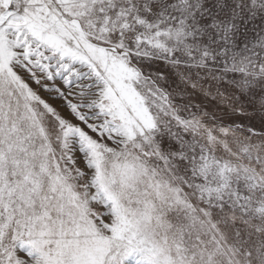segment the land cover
<instances>
[{
    "label": "snow or ice",
    "instance_id": "6c2138e0",
    "mask_svg": "<svg viewBox=\"0 0 264 264\" xmlns=\"http://www.w3.org/2000/svg\"><path fill=\"white\" fill-rule=\"evenodd\" d=\"M0 264H264V0H0Z\"/></svg>",
    "mask_w": 264,
    "mask_h": 264
}]
</instances>
